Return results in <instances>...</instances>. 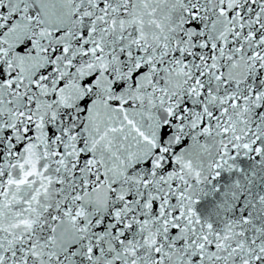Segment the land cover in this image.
<instances>
[{"label":"snow or ice","instance_id":"6c2138e0","mask_svg":"<svg viewBox=\"0 0 264 264\" xmlns=\"http://www.w3.org/2000/svg\"><path fill=\"white\" fill-rule=\"evenodd\" d=\"M0 264H264V0H0Z\"/></svg>","mask_w":264,"mask_h":264}]
</instances>
